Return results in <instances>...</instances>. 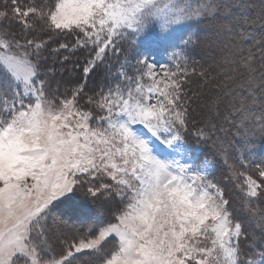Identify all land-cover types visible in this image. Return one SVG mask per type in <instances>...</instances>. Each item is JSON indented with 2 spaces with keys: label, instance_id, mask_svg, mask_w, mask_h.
I'll return each instance as SVG.
<instances>
[{
  "label": "snow or ice",
  "instance_id": "snow-or-ice-1",
  "mask_svg": "<svg viewBox=\"0 0 264 264\" xmlns=\"http://www.w3.org/2000/svg\"><path fill=\"white\" fill-rule=\"evenodd\" d=\"M0 264H264V0H0Z\"/></svg>",
  "mask_w": 264,
  "mask_h": 264
}]
</instances>
